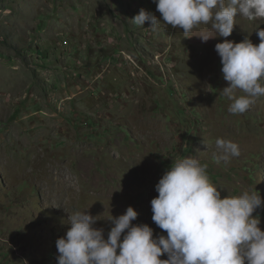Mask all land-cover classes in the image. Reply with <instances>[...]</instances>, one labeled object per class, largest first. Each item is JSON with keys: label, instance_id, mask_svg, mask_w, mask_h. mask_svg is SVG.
Listing matches in <instances>:
<instances>
[{"label": "rangeland", "instance_id": "rangeland-1", "mask_svg": "<svg viewBox=\"0 0 264 264\" xmlns=\"http://www.w3.org/2000/svg\"><path fill=\"white\" fill-rule=\"evenodd\" d=\"M141 8L157 31L133 24ZM259 28L264 18L238 15L228 38L210 24L185 35L152 0H0V264H57L76 211L97 217L105 239L110 214L129 206L134 225L166 235L150 201L189 156L222 198L256 190L264 200V96L229 113L214 50L224 39L258 45ZM217 138L240 155L217 163ZM253 216L264 231V207Z\"/></svg>", "mask_w": 264, "mask_h": 264}, {"label": "clouds", "instance_id": "clouds-1", "mask_svg": "<svg viewBox=\"0 0 264 264\" xmlns=\"http://www.w3.org/2000/svg\"><path fill=\"white\" fill-rule=\"evenodd\" d=\"M164 24L185 35L199 25H211L217 37L228 38L240 15L250 21L264 18V0H152ZM133 24L150 23L153 32L162 23L141 8ZM260 40L242 42L224 39L215 45L227 87L220 90L232 103L231 114H243L264 96V29L255 32ZM202 42L211 37L198 36ZM244 95L237 96L236 90ZM220 155L228 162L240 155L239 145L217 138ZM207 165L192 156L173 162L155 185L151 219L164 234L154 235L148 224H133L138 213L129 206L125 214L107 220L111 228H97V217L76 211L67 217V231L56 240L57 264H264V231L254 217L264 200L257 191L225 196L209 180ZM167 259H161V256Z\"/></svg>", "mask_w": 264, "mask_h": 264}]
</instances>
